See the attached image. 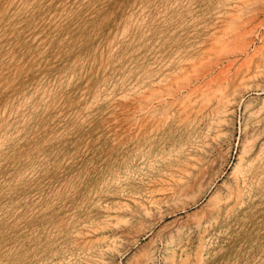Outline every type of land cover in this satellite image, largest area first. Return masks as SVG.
I'll return each mask as SVG.
<instances>
[{"label": "rangeland", "instance_id": "374dc122", "mask_svg": "<svg viewBox=\"0 0 264 264\" xmlns=\"http://www.w3.org/2000/svg\"><path fill=\"white\" fill-rule=\"evenodd\" d=\"M0 264H264V0H0Z\"/></svg>", "mask_w": 264, "mask_h": 264}, {"label": "bare ground", "instance_id": "6f19581e", "mask_svg": "<svg viewBox=\"0 0 264 264\" xmlns=\"http://www.w3.org/2000/svg\"><path fill=\"white\" fill-rule=\"evenodd\" d=\"M248 3V2H247ZM198 11V10H197ZM227 37V36H226ZM227 40V39H226ZM256 57V56H255ZM251 65V64H250ZM247 68H248V66H247ZM250 71V70H249ZM218 73V72H217ZM238 73V72H237ZM245 79V78H244ZM220 89V88H219ZM157 95V94H156ZM163 95V94H162ZM205 95V94H204ZM155 96V95H154ZM150 97V96H149ZM224 100V99H223ZM225 101V100H224ZM221 102V101H220ZM223 104H222V106H223V113L224 114H226L227 112H228V109H227V106L229 105L228 103H229V101H227V102H222ZM145 105V104H144ZM231 106V105H230ZM143 108H144V106H142ZM147 107V106H146ZM149 107V106H148ZM152 109V108H151ZM142 110H144V109H142ZM146 111V110H145ZM147 111H149V110H147ZM168 111V110H167ZM141 112V111H140ZM166 114V113H165ZM189 114V113H188ZM191 115V114H190ZM223 119V118H222Z\"/></svg>", "mask_w": 264, "mask_h": 264}]
</instances>
